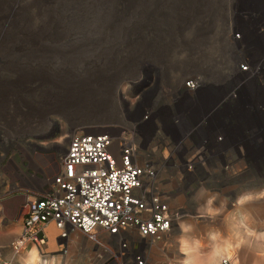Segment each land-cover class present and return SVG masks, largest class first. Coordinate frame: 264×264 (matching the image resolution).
I'll list each match as a JSON object with an SVG mask.
<instances>
[{
    "label": "rangeland",
    "instance_id": "374dc122",
    "mask_svg": "<svg viewBox=\"0 0 264 264\" xmlns=\"http://www.w3.org/2000/svg\"><path fill=\"white\" fill-rule=\"evenodd\" d=\"M2 1L5 198L20 196V206L26 192L46 190L74 131L124 128L152 111L173 139L150 144L151 157L183 215L146 264H264V0H20L12 16ZM193 129L195 142L173 153ZM186 161L198 162L190 174ZM20 234L0 226V262L25 264L30 248L20 258L8 249ZM50 234L41 264H116L79 232Z\"/></svg>",
    "mask_w": 264,
    "mask_h": 264
},
{
    "label": "built area",
    "instance_id": "2783aa9c",
    "mask_svg": "<svg viewBox=\"0 0 264 264\" xmlns=\"http://www.w3.org/2000/svg\"><path fill=\"white\" fill-rule=\"evenodd\" d=\"M184 86L191 90L196 84L191 81ZM153 114L143 112L124 128L112 125L71 133L60 173L46 190L23 195L18 212L22 231L8 249L15 256L28 248V252L34 248L43 254L49 238L46 228L52 225L57 240H67L79 232L95 246L111 252L116 264H146L151 246L168 236L183 215L170 209V197L163 191L151 157L150 144L168 146L173 139L161 120L152 121ZM171 125L180 128L182 121L175 118ZM194 135L193 129L180 138L182 141L174 140L173 153L194 143ZM199 140L195 144L198 159L205 136ZM163 161L165 165L175 164L170 157ZM196 165L198 162L184 163L189 174ZM4 189L0 179V202L5 198ZM219 264H229V259H221Z\"/></svg>",
    "mask_w": 264,
    "mask_h": 264
},
{
    "label": "bare ground",
    "instance_id": "6f19581e",
    "mask_svg": "<svg viewBox=\"0 0 264 264\" xmlns=\"http://www.w3.org/2000/svg\"><path fill=\"white\" fill-rule=\"evenodd\" d=\"M2 1V0H1ZM6 1H8V0H6ZM28 1V0H27ZM47 1H49V0H47ZM73 1V0H72ZM3 2V1H2ZM23 2H25V1H23ZM43 2V1H42ZM64 2H65V0H64ZM95 2V1H94ZM5 3H7V2H4L3 4L5 5ZM20 3V4H19ZM26 3V2H25ZM35 3V2H34ZM44 3H46V2H44ZM75 3V2H74ZM24 4V3H23ZM27 4V3H26ZM25 4V5H26ZM42 4V3H41ZM66 4V3H65ZM78 4V3H77ZM28 5H29V3H28ZM28 5H26V7L28 6ZM34 5V4H33ZM45 6H46V4H44ZM82 5V4H81ZM49 6V5H48ZM68 6V5H67ZM77 6V5H76ZM6 10L4 9L3 11H1L2 13H4V14H7V15H17L18 13H17V11H21L20 9L23 7L22 5H21V1L20 0H11L6 6ZM38 7V6H37ZM40 7V6H39ZM52 7V6H51ZM50 7V8H51ZM84 7V6H83ZM42 8H45V7H42ZM72 8H74V7H72ZM71 8V9H72ZM77 8V7H76ZM82 8V7H81ZM3 9V8H2ZM25 9V8H24ZM23 9V10H24ZM29 9V8H28ZM30 9H32V8H30ZM35 9V8H34ZM33 9V10H34ZM66 9V8H65ZM27 10V9H26ZM36 10V9H35ZM77 10H79V9H77ZM76 10V11H77ZM29 11V10H28ZM64 11V10H63ZM72 11V10H71ZM70 11V12H71ZM80 11V10H79ZM57 12V11H56ZM61 12V11H60ZM69 12V13H70ZM35 13V12H34ZM43 13V12H42ZM68 13V14H69ZM32 14V13H31ZM64 14V13H63ZM80 14V13H79ZM20 15V14H19ZM71 15H72V13H71ZM76 15H78V14H76ZM70 16V15H69ZM81 16V15H80ZM19 17V16H18ZM29 17V16H28ZM33 17V16H32ZM64 17V16H63ZM73 17V16H72ZM79 18V17H78ZM25 20V19H24ZM34 20V19H33ZM53 20V19H52ZM74 20V19H73ZM26 23V22H25ZM47 23V22H46ZM49 24V23H48ZM248 27L250 28V24L248 25ZM245 28V27H244ZM243 29V28H242ZM52 30V29H51ZM44 34V33H43ZM246 34V33H245ZM247 65V64H246ZM250 65V64H249ZM248 66V65H247ZM249 69H250V67H249ZM194 82V81H193ZM195 84H196V82H194ZM205 126V125H204ZM209 129V128H208ZM200 130V129H199ZM197 134V133H196ZM195 134V135H196ZM197 140V139H196ZM58 147V146H57ZM57 147H56V149H57ZM60 150H61V148H60ZM200 168V167H199ZM198 169V168H197ZM200 176H202V175H200ZM207 176V175H206ZM191 179V178H190ZM195 180V179H194ZM191 182V181H190ZM54 229V228H53ZM50 230L51 229H49L48 230V236H49V238H50V240L51 239H53L54 237H52V235L50 234ZM55 233H56V231H55ZM55 236V235H54ZM184 247H187V245H184ZM32 250V249H31ZM188 250V249H187ZM193 251V249L192 248H189V252L190 251ZM194 252V251H193ZM12 253V252H11ZM191 253V252H190ZM183 254H185V253H183ZM222 254V250H217L216 252H215V256H216V258L219 256L220 257V255ZM18 256H19V258H20V256H21V254H19V255H17L16 256V258H18ZM194 256V253H192L191 255H190V258H192ZM23 261H24V263L25 264H41V259H40V257H39V255H38V253L36 252V250L33 248V250L32 251H29V253H27V254H25L24 255V259H23ZM47 262L46 261H42V264H46ZM213 264H217V262L216 263H213Z\"/></svg>",
    "mask_w": 264,
    "mask_h": 264
},
{
    "label": "crops",
    "instance_id": "0c3cea01",
    "mask_svg": "<svg viewBox=\"0 0 264 264\" xmlns=\"http://www.w3.org/2000/svg\"><path fill=\"white\" fill-rule=\"evenodd\" d=\"M19 197L20 196H11L9 198H4L0 202V226L1 228L10 229L15 236L17 231H22V222L16 220V213L20 203L18 200ZM49 229H53L52 225L47 226V232ZM12 241L13 240H10V242Z\"/></svg>",
    "mask_w": 264,
    "mask_h": 264
}]
</instances>
